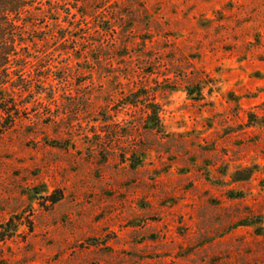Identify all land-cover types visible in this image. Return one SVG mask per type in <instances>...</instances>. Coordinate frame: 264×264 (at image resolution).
I'll use <instances>...</instances> for the list:
<instances>
[{
    "label": "rangeland",
    "instance_id": "374dc122",
    "mask_svg": "<svg viewBox=\"0 0 264 264\" xmlns=\"http://www.w3.org/2000/svg\"><path fill=\"white\" fill-rule=\"evenodd\" d=\"M28 16L0 67V264H264V0Z\"/></svg>",
    "mask_w": 264,
    "mask_h": 264
},
{
    "label": "trees",
    "instance_id": "16d2710c",
    "mask_svg": "<svg viewBox=\"0 0 264 264\" xmlns=\"http://www.w3.org/2000/svg\"><path fill=\"white\" fill-rule=\"evenodd\" d=\"M39 3L44 4L45 0H0V67L10 68L12 56L24 41L15 35V30L23 22L32 24L28 14L34 12ZM147 120L151 128L159 127V110L154 109Z\"/></svg>",
    "mask_w": 264,
    "mask_h": 264
}]
</instances>
